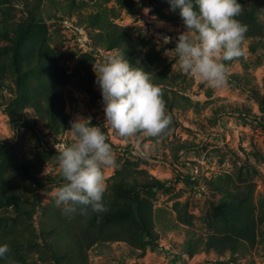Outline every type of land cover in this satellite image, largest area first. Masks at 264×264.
<instances>
[{"label": "rangeland", "instance_id": "obj_1", "mask_svg": "<svg viewBox=\"0 0 264 264\" xmlns=\"http://www.w3.org/2000/svg\"><path fill=\"white\" fill-rule=\"evenodd\" d=\"M79 1L85 2L83 12L127 28L125 44L105 48L97 31L82 22V14L68 15L66 0H0V184L16 197L10 201L0 191V238H35L36 245L22 249L21 256L32 264H58L46 224L53 215L70 217L52 199L63 183L55 155L71 143L70 121L91 117L92 125L104 130L121 166L104 169L107 211L71 216L90 220L96 215L91 232L102 231L105 237L90 247L89 264H264V0H238L243 13L237 19L248 31L243 55L225 62L229 84L222 89L180 70L174 41L186 28L167 0ZM27 28L31 36L45 31L68 76L58 121L47 115L45 105L32 109L36 101L27 96L40 87L43 74L34 68L24 75L23 66L30 60L24 53L12 60L16 44L23 48L33 40L21 37ZM165 36L172 42L166 43ZM116 50L124 51L133 66L152 73L153 83L166 96L172 123L162 136L124 139L103 128L92 64ZM10 116L34 122L55 155L23 127L13 130ZM137 143L147 150V158L136 155ZM136 173L164 188L135 190L129 177L142 176ZM112 178L134 189L148 237H140L129 215H115L118 208L129 211L131 199L110 186ZM246 218L253 222L250 242L237 238ZM0 262L17 264L10 253Z\"/></svg>", "mask_w": 264, "mask_h": 264}, {"label": "clouds", "instance_id": "obj_2", "mask_svg": "<svg viewBox=\"0 0 264 264\" xmlns=\"http://www.w3.org/2000/svg\"><path fill=\"white\" fill-rule=\"evenodd\" d=\"M170 10L178 11L186 31L175 39V58L180 70L212 89L229 84L225 62L243 55L241 45L248 27L237 17L243 13L238 0H167ZM164 41L172 42L165 36ZM93 65L94 83L101 95L104 124L124 139L143 134L160 137L172 123L166 111L162 89L153 83V74L133 66L116 50ZM71 143L56 151L55 160L63 183L55 189L53 202L63 215L104 213L108 186L104 169L121 165L101 126H93L91 117L70 121ZM136 155L147 158L139 143ZM11 249L0 243V260Z\"/></svg>", "mask_w": 264, "mask_h": 264}, {"label": "trees", "instance_id": "obj_3", "mask_svg": "<svg viewBox=\"0 0 264 264\" xmlns=\"http://www.w3.org/2000/svg\"><path fill=\"white\" fill-rule=\"evenodd\" d=\"M66 6L68 8V15L79 13L80 16L82 14L85 18L82 22L86 25L92 26L97 31V37L100 38L101 43L105 48H120L123 44H125L124 42L128 35L127 28L119 27L110 22H106L101 19L97 13L93 14L88 11L83 12L85 11L84 1L66 0ZM82 12L85 14L83 15ZM30 33L29 28L22 32V38L33 40H29L23 45V48L21 46L19 48L16 44L12 60L14 62V59L16 60V56L19 57V55L24 53L30 57V60H28V62L23 66L24 75L27 76L30 73L32 74L34 68L37 69V74H43L40 87L36 88L33 92L27 93V96L36 101L35 104L31 106L32 109L45 105L46 113H49L47 115H49L52 120L55 119L58 121V117H63V93L68 85V76L61 68L58 56H56L54 51L51 49L50 41L45 31L41 30V33L37 36H31ZM12 71L14 74L17 73L15 68H13ZM88 93L91 94L90 89L88 90ZM163 97L166 96L163 95ZM10 121L13 130L23 127L33 135L34 140L38 145L42 146V148L48 151L50 155H55L54 150L49 148L48 144L44 142L43 134L40 130H38L34 122L19 120L12 116H10ZM61 122V125L64 127V118ZM0 144H2V142H0ZM136 174L140 175L141 173ZM141 175L142 176L136 177L135 174H133L129 177V181H132L135 185V190L138 189V191L141 192L164 188L163 183L149 178L146 174ZM181 179H183L182 176ZM110 186L114 187L117 191L125 192L131 199L129 211L118 208L115 215H129V217H131L140 228V237H148L150 230L143 219L144 216L140 214L138 209L139 203L136 194L133 192L134 189L132 190L131 187L127 186L122 179L115 178L111 179ZM6 189L7 187L5 185L0 184V191L2 192L3 197L10 201L16 200L15 193L12 192V190L8 191ZM95 216L96 215H94V218ZM94 218H91L90 220L76 219L74 217H70V219H57L55 215H53L50 219H48L46 226L50 227L53 244H55L57 248L54 249L55 253L53 255V259L56 263L59 264L60 262L69 261L70 264H89L88 251L90 247L98 239H105L102 235V231H98L97 233L91 232L95 223L93 221ZM252 223V220L248 218L240 222L238 227V240L249 242L252 240ZM0 243H6L9 245L11 249L10 254H14L17 264H32L30 261L24 259L20 253L22 249L27 250L31 246L33 247L36 245L35 238L10 235L0 238ZM233 248L236 249L237 247L233 246ZM144 250L145 248L143 247L142 251ZM0 264L5 263L0 262Z\"/></svg>", "mask_w": 264, "mask_h": 264}]
</instances>
